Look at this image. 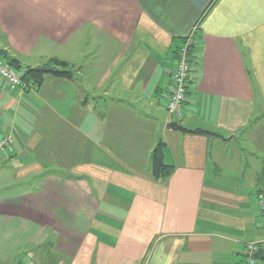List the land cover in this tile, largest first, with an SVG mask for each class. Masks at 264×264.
Listing matches in <instances>:
<instances>
[{"label":"crops","instance_id":"crops-1","mask_svg":"<svg viewBox=\"0 0 264 264\" xmlns=\"http://www.w3.org/2000/svg\"><path fill=\"white\" fill-rule=\"evenodd\" d=\"M0 48L22 68L56 57L72 70L24 91L0 77L4 151L38 179L0 197V264H241L247 242L264 264V0H0ZM159 142L171 169L155 178Z\"/></svg>","mask_w":264,"mask_h":264},{"label":"built area","instance_id":"built-area-1","mask_svg":"<svg viewBox=\"0 0 264 264\" xmlns=\"http://www.w3.org/2000/svg\"><path fill=\"white\" fill-rule=\"evenodd\" d=\"M194 41L192 35L186 36L176 53L175 66L171 71V82L172 89L170 91L166 110L171 117L178 118L181 116L183 111V105L186 100V84L191 72V62L190 55L193 49ZM0 77L6 82V84L11 88H35L34 83H24L21 79V74L14 67L10 66L0 57ZM13 137L9 134L4 135L0 138V152L10 149L13 145ZM256 201L259 210V216L264 226V192L262 190L257 191ZM245 254L241 264H257L258 259L256 257L257 252L260 248V243L258 242H247L244 245ZM18 264H24L19 262Z\"/></svg>","mask_w":264,"mask_h":264},{"label":"trees","instance_id":"trees-1","mask_svg":"<svg viewBox=\"0 0 264 264\" xmlns=\"http://www.w3.org/2000/svg\"><path fill=\"white\" fill-rule=\"evenodd\" d=\"M0 57L4 61H6L10 66L18 70V72L20 71L21 79L25 83L31 81L38 86L41 84L43 77L47 74L56 77L68 78V79H70L72 76V70L69 64L65 60H61L56 57H50L41 66L32 67V68L30 67L22 68V66L19 64L17 59L11 58L1 48H0ZM186 89H187V84H186ZM163 146L164 144L162 142H159L154 148L152 153V174L155 178H159L161 176L167 175L171 169V167L166 165L164 162ZM256 257L258 258V252Z\"/></svg>","mask_w":264,"mask_h":264},{"label":"rangeland","instance_id":"rangeland-1","mask_svg":"<svg viewBox=\"0 0 264 264\" xmlns=\"http://www.w3.org/2000/svg\"><path fill=\"white\" fill-rule=\"evenodd\" d=\"M46 60H45V62H46ZM51 76H53V75H51ZM53 77H56V76H53ZM26 84H28V83H26ZM35 87H36V85H35ZM24 89L31 90L29 87L23 88V91H24ZM255 107H256V104H255ZM38 126H40V124ZM4 152L5 153L1 152V154H0V197H5V196H9V195L19 193V192L24 191L27 188H29L32 183L38 182L37 178L36 179L29 178L31 175H33V173H30V172L28 173L27 176H22V174H21V176H19L16 170L21 168L22 166L24 167L26 165V163L23 162L22 159L19 158V155H17L18 157H15L14 154L9 156L6 151H4ZM1 155H2V157H1ZM12 156H14V157H12ZM35 159H37L36 160L37 165H41L42 167H46L47 169L55 170L56 172H59V173H63V171H65L64 170L65 168H63V166H60L58 163L57 164H48L49 162H43V159L37 158V156H35ZM36 163H34V164H36ZM34 164H32V165L34 167L35 166L37 167V165H34ZM44 165H46V166H44ZM21 173H22V171H21ZM15 262H16V259L14 258L13 260H11L9 262V264H15Z\"/></svg>","mask_w":264,"mask_h":264},{"label":"water","instance_id":"water-1","mask_svg":"<svg viewBox=\"0 0 264 264\" xmlns=\"http://www.w3.org/2000/svg\"><path fill=\"white\" fill-rule=\"evenodd\" d=\"M166 128H171L183 133H194V134H204V135H213V136H219L223 138L221 134H218L216 132H213L208 129L203 128H187L184 125H182L178 120H171L166 123ZM69 177H75L72 174H68Z\"/></svg>","mask_w":264,"mask_h":264}]
</instances>
